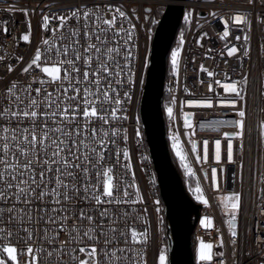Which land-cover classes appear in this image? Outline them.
<instances>
[{
    "label": "built area",
    "instance_id": "built-area-1",
    "mask_svg": "<svg viewBox=\"0 0 264 264\" xmlns=\"http://www.w3.org/2000/svg\"><path fill=\"white\" fill-rule=\"evenodd\" d=\"M168 1L0 0V109L12 107L8 100L14 101L15 96L6 90L13 82H17L15 94L24 97L28 93L23 92V88L29 83L42 88L41 97L45 92L56 95L59 82L41 85L39 81H50L51 78L41 71V67H51L57 63V58L43 54L36 64L31 63L37 48H41L43 53L45 46L42 40H51L52 28L59 25L58 19L50 18L47 29L44 28L42 18L45 15L59 17L77 9L94 10L99 7L100 15L106 19L115 17L113 29H122L115 40L112 39V32L108 33L111 46L119 49V55L115 58L120 68L116 71L123 70V74L116 78L122 83L112 81L116 91L109 93L113 101L119 98L121 103L104 105L108 109L109 124H104L103 128L116 129L118 136L114 138L116 143H109L105 149L102 163L112 169L113 183L120 184L119 196L135 203L127 202L119 206L102 204L95 207L94 203L77 200L76 215H79L80 209L88 214L95 213L96 223L103 222L107 226V218L103 221L99 218L102 208L121 214L128 213V218L119 219L115 226L127 234L129 241V229H134L138 235L147 232L146 239L139 235V239L144 242L135 246L143 264H156V255L161 251L167 254L164 207L140 120L139 104L151 37L160 17L158 11L162 12ZM181 3L183 11L180 22L165 58L161 108L169 152L177 159L184 175L193 179L195 186L185 190L200 204L198 219L191 233L194 264H221V260L224 264H264V181L260 180L264 176V135H261L259 127L264 122V0H252L251 3L249 0H183ZM117 10L123 11L125 16L120 17ZM237 14L245 17L239 26L229 19ZM225 21H228L227 25ZM70 23L75 25L76 22L71 20ZM226 26L228 35L223 36ZM61 32L65 37L63 42L67 43L68 30L61 29ZM25 35L29 37L27 41L21 39ZM232 47L237 51L229 56L228 50ZM174 49L178 50L175 73L171 63ZM129 51L131 56H127ZM145 59L146 66L143 63ZM9 66L11 72L8 71ZM26 67L28 72H23L22 69ZM209 72L213 75L209 76ZM63 73L64 68H61L59 75L62 77ZM241 79L247 80L242 93L245 99L238 100L235 106L227 104L226 101L232 99L234 94L226 93L223 85ZM125 92L129 93L128 97L124 96ZM68 94H72L71 89ZM31 95L36 94L33 91ZM189 101H207L210 106L189 104ZM241 106L246 111L242 137L226 138L223 133L236 131L235 120L239 118L237 111ZM168 108L172 110L171 116L166 111ZM112 109L116 110V119L110 115ZM189 113L191 115L187 118L190 126L185 127V118ZM79 119L83 121L82 116ZM0 123L6 124L4 121ZM15 124L16 121H12V125ZM27 124L26 120L22 126ZM90 124L91 127L99 128L102 121L96 118ZM137 131L139 136L136 135ZM229 139L234 146L232 161L228 159ZM216 140L220 141L219 159L216 158ZM175 142L179 143V150L184 154L183 162L173 150ZM193 142L196 145L195 151L192 149ZM125 148L128 151L127 158L124 156ZM126 164H130L131 168H125ZM213 169L216 170L215 187L212 185ZM92 182L95 183V172L92 173ZM132 184L135 187H128ZM197 187L206 203L190 194V190ZM125 190L129 193L128 197H123ZM97 191H102V185ZM229 192L242 194L235 238L230 236L229 231L231 211L225 209L222 199ZM113 195H117L116 189H113ZM4 206V202L0 201V207ZM36 210L37 204L34 203V215L37 214ZM209 219L211 227L205 226ZM68 223L71 225L73 221ZM84 223L87 224V221ZM49 227L58 234L56 247H59V242L66 240L67 230L60 231L59 225ZM44 231L42 226L40 234L43 235ZM107 234L111 235L110 232ZM36 239L34 234L33 240ZM199 242L212 245L211 260H197L195 246ZM12 243L17 247L18 264H29L32 254L27 252L26 238L20 240L14 236ZM120 243L122 246L123 237ZM74 246L78 248L84 245L66 244V255L61 258L63 264H72L70 254ZM76 254L80 255L78 250ZM0 258H6V254L0 253ZM55 259L53 257V261ZM7 264L12 262L9 260Z\"/></svg>",
    "mask_w": 264,
    "mask_h": 264
},
{
    "label": "snow or ice",
    "instance_id": "snow-or-ice-1",
    "mask_svg": "<svg viewBox=\"0 0 264 264\" xmlns=\"http://www.w3.org/2000/svg\"><path fill=\"white\" fill-rule=\"evenodd\" d=\"M251 2L252 0H249V3ZM100 11L99 7L94 10L77 9L67 15L59 17L45 15L42 18V26L46 29L50 18L58 19L59 25L52 28L51 40H42L41 43L45 46L43 53L41 48H37L31 63L36 64L43 54L57 58V63L51 67H41V71L51 78L50 81H39L41 85L59 82L55 96L53 93L45 92L41 97L42 88L34 87L32 83L23 88V92L28 93L27 97L15 94L17 82H13L6 90L15 96V100H8L12 107L0 109V121L6 122L0 123V201L5 205L0 207V253L6 254V258H0V264H7L9 260L12 264H18L17 247L12 243L14 236L20 240L26 238L27 252L32 254L29 264H38V260L40 264H63L61 258L66 255L64 252L66 244L84 245L72 248L70 254L72 264H143L141 254L135 246L144 242L139 239V235L146 239L147 232L138 235L134 229H129L131 232L129 241L127 234L115 226L119 219L128 218V213L121 214L115 210L102 208L99 211V218L101 221L107 218V226L103 222L96 223L95 213L88 214L80 209L79 215H76L77 200L94 203L95 207L102 204L119 206L127 202L135 203L119 196L120 184L113 183L112 169L102 163L105 159V149L109 143L115 144L114 138L118 136L116 129L103 128L104 124H109L108 109L104 105L111 102L116 105L121 103L119 98L113 101L109 93L116 91L112 81L121 76L123 70L116 71L120 68L115 58L119 55V49L111 46L108 36L111 31L112 39L115 40L122 29H113L115 17L106 19L100 15ZM119 16L124 17L125 13L119 11ZM229 19L238 26L245 21L241 14ZM71 20H75V25L70 23ZM227 23L228 21H225L226 25ZM61 29L68 30L67 43L63 42L65 37ZM227 35L226 26L223 36ZM21 39L27 41L29 37L25 35ZM247 39L245 36V40ZM236 51L237 49L232 47L228 50V55L232 56ZM177 55L178 50L174 49L171 53L173 73L176 71ZM127 56H131L130 51L127 52ZM143 63L146 66V59ZM61 68H64L62 77L59 75ZM8 71H12L10 66ZM22 71L28 72V68ZM208 75L212 76L213 73L209 72ZM116 82L122 83L119 80ZM246 84V79L224 84V91L234 94L226 103L235 106L238 100L243 101L245 99L242 94L243 86ZM69 89L72 90L71 95L68 94ZM33 91L35 96L31 95ZM124 96L128 97L129 93L125 92ZM188 103L210 106V102L207 101ZM166 111L171 116L172 110L168 108ZM110 115L112 119H116V110L112 109ZM190 115L187 114L185 118V127L190 126L187 118ZM81 116L83 121L79 119ZM237 116L239 118L235 120L236 131L223 133L226 138L242 137L246 117L243 106L238 109ZM96 118L102 121L99 128L91 127L90 124ZM26 120L27 126H22ZM12 121H16L15 126L12 125ZM259 127L261 135H264V122H261ZM136 135H140L139 131ZM204 143L206 158L208 141ZM215 143L216 158L219 159L220 141L216 140ZM192 149L193 151L196 149L194 142ZM173 150L183 162L185 157L179 150L178 142L173 143ZM233 151L234 146L229 139V161L233 159ZM124 156L125 158L128 156L126 148ZM124 167L130 169L131 165L126 164ZM212 171V185L215 187L216 170ZM93 172L95 183L92 182ZM260 180L264 181V176H261ZM101 185L102 191H97ZM113 189L117 190L116 196L113 195ZM195 191L200 193L199 187ZM128 196L129 193L125 190L123 197ZM197 199L206 203L202 195H197ZM222 199L230 202L229 231L230 236L235 238L237 212L241 207L242 194L232 192ZM34 203L37 204L36 215L33 214ZM114 216L116 219H113ZM70 220L73 221L71 225L68 223ZM84 221H87V224ZM201 223L204 224L205 221L202 220ZM56 225H59L60 231L67 230L66 240L60 241L59 247H56L59 236L49 227ZM42 226L45 228L43 235L40 234ZM205 226L211 227L210 219ZM108 232L111 235H108ZM21 233L24 235L21 236ZM34 234L36 240H33ZM211 249V244L201 242L197 249V260H211ZM77 250L80 255L76 254ZM53 257L56 258L55 261ZM159 264H165L162 251L159 255ZM221 264H224L223 260Z\"/></svg>",
    "mask_w": 264,
    "mask_h": 264
},
{
    "label": "water",
    "instance_id": "water-1",
    "mask_svg": "<svg viewBox=\"0 0 264 264\" xmlns=\"http://www.w3.org/2000/svg\"><path fill=\"white\" fill-rule=\"evenodd\" d=\"M154 27L139 114L164 207L168 264H194L191 233L200 204L185 190L168 149L161 108L165 58L183 11V0H169Z\"/></svg>",
    "mask_w": 264,
    "mask_h": 264
},
{
    "label": "trees",
    "instance_id": "trees-1",
    "mask_svg": "<svg viewBox=\"0 0 264 264\" xmlns=\"http://www.w3.org/2000/svg\"><path fill=\"white\" fill-rule=\"evenodd\" d=\"M160 15H161V11L159 10L158 16H160ZM170 156H171V160H172L174 166L176 167L177 171L181 175L182 182H183L185 189L188 191V189L193 188L195 186L193 179L190 176L184 175V170L180 167L177 159L175 158V156L171 152H170ZM192 249H193V247H192Z\"/></svg>",
    "mask_w": 264,
    "mask_h": 264
},
{
    "label": "rangeland",
    "instance_id": "rangeland-1",
    "mask_svg": "<svg viewBox=\"0 0 264 264\" xmlns=\"http://www.w3.org/2000/svg\"><path fill=\"white\" fill-rule=\"evenodd\" d=\"M47 75V74H46ZM232 192H229L228 194H226V196H228V195H230ZM190 194L195 198H197V195H200V193H197L194 189H191L190 190ZM224 206H225V209L227 210V211H230V202L229 201H225L224 200ZM203 243H205V242H203ZM200 244H201V242H199V243H197V245L195 246V254H197V249L199 248V246H200ZM206 244H208V243H206ZM164 254V256H165V264H168V256H167V254L166 253H163ZM159 255H160V253H158L157 255H156V264H159Z\"/></svg>",
    "mask_w": 264,
    "mask_h": 264
},
{
    "label": "bare ground",
    "instance_id": "bare-ground-1",
    "mask_svg": "<svg viewBox=\"0 0 264 264\" xmlns=\"http://www.w3.org/2000/svg\"><path fill=\"white\" fill-rule=\"evenodd\" d=\"M168 2H170V1H168ZM181 3V2H180Z\"/></svg>",
    "mask_w": 264,
    "mask_h": 264
}]
</instances>
